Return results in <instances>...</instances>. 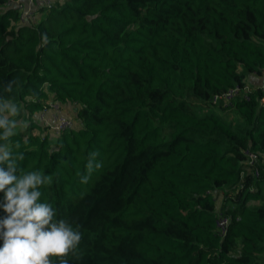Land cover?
<instances>
[{"label":"trees","instance_id":"16d2710c","mask_svg":"<svg viewBox=\"0 0 264 264\" xmlns=\"http://www.w3.org/2000/svg\"><path fill=\"white\" fill-rule=\"evenodd\" d=\"M8 3L0 98L24 122L10 146L81 232L70 264H264V166L255 178L243 153L264 155V90L211 103L263 74L264 0H63L32 26ZM50 104L75 126L50 132Z\"/></svg>","mask_w":264,"mask_h":264},{"label":"clouds","instance_id":"9594fccd","mask_svg":"<svg viewBox=\"0 0 264 264\" xmlns=\"http://www.w3.org/2000/svg\"><path fill=\"white\" fill-rule=\"evenodd\" d=\"M19 111V105L0 98V264H70L65 257L82 234L65 219H55L56 210L41 199L49 177L19 166L23 153L10 146L17 125L24 123L15 119Z\"/></svg>","mask_w":264,"mask_h":264},{"label":"built area","instance_id":"2783aa9c","mask_svg":"<svg viewBox=\"0 0 264 264\" xmlns=\"http://www.w3.org/2000/svg\"><path fill=\"white\" fill-rule=\"evenodd\" d=\"M29 6L24 8L19 0H9L8 7L16 9L19 13V22L21 26H32L40 17L39 10H47L52 7L51 0H28ZM260 84L257 88L264 90V72L261 76ZM255 86H251L246 83L244 86H234L220 95H215L211 99V103L214 106H220L223 108H231L236 99L246 100L250 99V95L253 93ZM49 108L58 109L57 105H49ZM45 111L40 114L41 118L44 120ZM73 126L72 120L61 117L57 121V125L53 128L56 130L57 135L63 130ZM246 157V164L250 167L251 174L255 178H259V166H264V155H260L252 152L249 149L243 151ZM242 188V185H239ZM230 219L228 216L222 214L217 215L215 219V228L220 237H223L228 229Z\"/></svg>","mask_w":264,"mask_h":264},{"label":"rangeland","instance_id":"374dc122","mask_svg":"<svg viewBox=\"0 0 264 264\" xmlns=\"http://www.w3.org/2000/svg\"><path fill=\"white\" fill-rule=\"evenodd\" d=\"M52 1V0H51ZM54 2V0L52 1V3ZM189 108L191 111H193V113L196 116H205V115H210L212 113L218 114L217 113V109H210L209 107H206L202 104H199L193 100H189ZM220 115V114H219ZM61 117L67 118L69 120H72L74 117L72 112L67 109H50L47 110L44 114V120L41 118V116L39 117V119L41 120L42 123L47 124L49 126V131L50 132H54L55 135H57L56 130H54L53 128L57 125V121L58 119H60ZM228 120L234 121L235 123H237V121L234 120V118L232 116H230L228 118ZM261 204V202H256L255 205H259Z\"/></svg>","mask_w":264,"mask_h":264},{"label":"crops","instance_id":"0c3cea01","mask_svg":"<svg viewBox=\"0 0 264 264\" xmlns=\"http://www.w3.org/2000/svg\"><path fill=\"white\" fill-rule=\"evenodd\" d=\"M19 1L22 3L24 8L29 6L28 0H19ZM56 1H63V0H54V2H56ZM246 81H248L247 83L249 85H251L253 87L254 86L257 87L260 84L261 78H259L258 76H255V75H249V76H247ZM72 121H73V119H72ZM73 126H75V122L74 121H73ZM220 204H221V197L218 198V205H220Z\"/></svg>","mask_w":264,"mask_h":264}]
</instances>
